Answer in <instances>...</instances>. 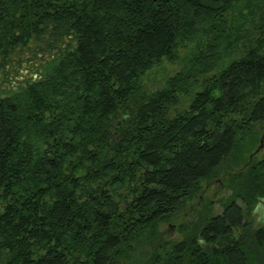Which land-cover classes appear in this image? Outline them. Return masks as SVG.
<instances>
[{
  "label": "trees",
  "instance_id": "1",
  "mask_svg": "<svg viewBox=\"0 0 264 264\" xmlns=\"http://www.w3.org/2000/svg\"><path fill=\"white\" fill-rule=\"evenodd\" d=\"M30 45L52 58L0 96V264H264L237 203L264 201V0H0V72ZM227 161L221 211L162 241Z\"/></svg>",
  "mask_w": 264,
  "mask_h": 264
},
{
  "label": "rangeland",
  "instance_id": "2",
  "mask_svg": "<svg viewBox=\"0 0 264 264\" xmlns=\"http://www.w3.org/2000/svg\"><path fill=\"white\" fill-rule=\"evenodd\" d=\"M30 47L31 49L26 50L24 55L18 54L13 56V62L5 68V72H0V96H6V94L17 90L20 85H25L28 80H37L39 75L43 73L45 65L51 60L52 56L47 52H42L40 49H34L33 45H30ZM179 51V56H182L184 51ZM18 57L21 58L19 59ZM19 60L21 61L19 62ZM178 68V63H171L163 60L162 64L152 68L142 80L143 92L152 93V91L163 87V83L167 77L174 75V72H176ZM263 131L264 124L259 130L258 136ZM263 153L264 149H261L259 152L255 153L254 156L257 159H260ZM239 171H243V168L240 166L233 167V164L227 161L216 171V176L207 181H202L200 194L191 199L184 206V209L178 216L179 220L175 223L164 224L159 227V230H161L162 241H169V239L178 240L180 236L177 234V230H175L176 226L180 221L188 220L191 211L194 209L199 210L203 206L209 208L212 211V214L219 213L223 204L232 195L231 190L229 189L231 183L229 179ZM237 203L243 206L244 214L247 216L246 222H249L255 229L264 228V203H255L248 209H246L245 205L240 203V201H237Z\"/></svg>",
  "mask_w": 264,
  "mask_h": 264
},
{
  "label": "water",
  "instance_id": "3",
  "mask_svg": "<svg viewBox=\"0 0 264 264\" xmlns=\"http://www.w3.org/2000/svg\"><path fill=\"white\" fill-rule=\"evenodd\" d=\"M263 143H264V135H262V138L260 139V141H259V145H258V147H257V149L255 150V152L252 154V155H250V159L255 155V153H257V152H259L261 149H263L262 147H263ZM258 203H260V204H262V203H264V201H262V200H258Z\"/></svg>",
  "mask_w": 264,
  "mask_h": 264
}]
</instances>
